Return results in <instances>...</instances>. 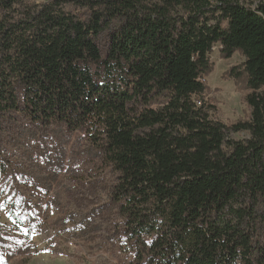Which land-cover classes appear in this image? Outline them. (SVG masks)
Segmentation results:
<instances>
[{
  "label": "trees",
  "instance_id": "16d2710c",
  "mask_svg": "<svg viewBox=\"0 0 264 264\" xmlns=\"http://www.w3.org/2000/svg\"><path fill=\"white\" fill-rule=\"evenodd\" d=\"M60 1L12 20L0 0V124L86 133L131 264H264V0H103L85 19ZM216 44L246 58L247 119L205 98Z\"/></svg>",
  "mask_w": 264,
  "mask_h": 264
},
{
  "label": "rangeland",
  "instance_id": "374dc122",
  "mask_svg": "<svg viewBox=\"0 0 264 264\" xmlns=\"http://www.w3.org/2000/svg\"><path fill=\"white\" fill-rule=\"evenodd\" d=\"M53 1L18 0L8 16L19 20ZM102 1L61 0L60 7L85 19L93 9L106 8ZM243 1L256 6L260 0ZM106 42L104 33L100 44ZM210 60L205 98L216 106L213 116L228 124L249 118L245 56L236 51L226 58L216 44ZM116 177L83 130L55 120L35 122L23 112L2 120L0 264H131L123 217L112 199Z\"/></svg>",
  "mask_w": 264,
  "mask_h": 264
},
{
  "label": "snow or ice",
  "instance_id": "6c2138e0",
  "mask_svg": "<svg viewBox=\"0 0 264 264\" xmlns=\"http://www.w3.org/2000/svg\"><path fill=\"white\" fill-rule=\"evenodd\" d=\"M25 231H27V230H25Z\"/></svg>",
  "mask_w": 264,
  "mask_h": 264
}]
</instances>
